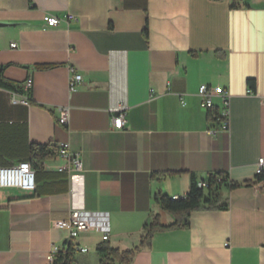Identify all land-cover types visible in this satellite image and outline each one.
<instances>
[{
	"label": "crops",
	"instance_id": "crops-1",
	"mask_svg": "<svg viewBox=\"0 0 264 264\" xmlns=\"http://www.w3.org/2000/svg\"><path fill=\"white\" fill-rule=\"evenodd\" d=\"M47 14L63 20L48 28ZM0 22L15 23L0 28V66L24 90L0 88V166L54 143L83 167L68 174L57 157L34 191L0 188V264H49L69 243L76 264H100L101 243L131 250L155 215L174 222L158 194L185 196L214 172L241 185L223 189L228 209L195 210L189 227L154 233L132 264H264V0H0ZM72 68L83 81L70 93ZM203 84L229 91L228 129L201 108ZM73 209L108 213L109 239H69L55 223Z\"/></svg>",
	"mask_w": 264,
	"mask_h": 264
},
{
	"label": "trees",
	"instance_id": "trees-1",
	"mask_svg": "<svg viewBox=\"0 0 264 264\" xmlns=\"http://www.w3.org/2000/svg\"><path fill=\"white\" fill-rule=\"evenodd\" d=\"M144 34L148 37V20L144 28ZM7 66H0V88L11 91L16 94L24 93L21 85H18L4 76ZM249 84L253 86V80H249ZM28 93V101L35 104L31 98V92ZM216 114V113H215ZM211 114L210 120L216 122L217 114ZM58 146L54 143L48 144H32L30 145L28 159L32 167L37 171L44 168L47 160L58 157ZM263 178L264 175L258 176ZM206 188L198 187L197 181H193L188 193L185 196L172 198L165 194H158L156 201L161 209L174 217V222L166 225L161 221L159 215H155L151 220L145 223L143 235L139 246L131 250H120L111 247L107 242L101 243L97 251L100 255V264H132L136 253L151 245L154 233L167 229L187 228L190 225V214L195 210H226L228 209V199L224 197L223 189L233 190L240 187L238 183L229 180V174L225 172L210 173L207 179ZM51 264H76L75 248L71 243L62 247L56 254V258Z\"/></svg>",
	"mask_w": 264,
	"mask_h": 264
},
{
	"label": "built area",
	"instance_id": "built-area-1",
	"mask_svg": "<svg viewBox=\"0 0 264 264\" xmlns=\"http://www.w3.org/2000/svg\"><path fill=\"white\" fill-rule=\"evenodd\" d=\"M67 18L73 19V16L69 15ZM62 20V17L50 14H47L44 17L46 27L48 28L57 27ZM11 46L15 47L16 44L12 43ZM82 81V75L72 68L70 70L69 92H75ZM30 85L31 80L29 79L27 81V87H30ZM199 97L201 108L207 112L209 116L216 113V122H219L220 127L223 129H228L230 113L229 91L221 86L210 87L203 84L199 88ZM217 97L222 99L221 109L215 104V98ZM59 123L62 125L69 124L68 108L62 109ZM124 125L125 109L124 107H121L117 115L113 118V126L116 129H122ZM214 130L215 129H211V131ZM58 149V156L68 162V165L61 169L62 171H66L68 174L82 171V160L79 154L71 153L68 144H61L58 146ZM256 174L257 176L264 175V157H261L258 160ZM197 184L200 188L207 187V182L205 180L197 181ZM36 187V170L32 167L29 161L22 160L7 166H0V188H17L25 191H34ZM55 225L58 228L66 229L69 233V239H75L80 234L88 231H99L103 234L102 239L104 241L109 239V215L105 212H89L73 209L67 219L58 221ZM60 250L61 248L57 246L52 248L47 255L49 264L54 262L56 254ZM80 250L83 252L88 251L87 248H81Z\"/></svg>",
	"mask_w": 264,
	"mask_h": 264
},
{
	"label": "water",
	"instance_id": "water-1",
	"mask_svg": "<svg viewBox=\"0 0 264 264\" xmlns=\"http://www.w3.org/2000/svg\"><path fill=\"white\" fill-rule=\"evenodd\" d=\"M13 22H0V28L14 26Z\"/></svg>",
	"mask_w": 264,
	"mask_h": 264
},
{
	"label": "rangeland",
	"instance_id": "rangeland-1",
	"mask_svg": "<svg viewBox=\"0 0 264 264\" xmlns=\"http://www.w3.org/2000/svg\"><path fill=\"white\" fill-rule=\"evenodd\" d=\"M75 258H76V261L78 262L79 261V254H76Z\"/></svg>",
	"mask_w": 264,
	"mask_h": 264
},
{
	"label": "bare ground",
	"instance_id": "bare-ground-1",
	"mask_svg": "<svg viewBox=\"0 0 264 264\" xmlns=\"http://www.w3.org/2000/svg\"><path fill=\"white\" fill-rule=\"evenodd\" d=\"M59 157V156H58ZM176 199V198H175Z\"/></svg>",
	"mask_w": 264,
	"mask_h": 264
}]
</instances>
